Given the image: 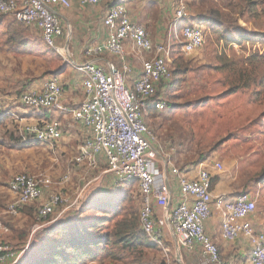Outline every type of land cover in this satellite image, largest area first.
Here are the masks:
<instances>
[{
  "label": "built area",
  "instance_id": "1",
  "mask_svg": "<svg viewBox=\"0 0 264 264\" xmlns=\"http://www.w3.org/2000/svg\"><path fill=\"white\" fill-rule=\"evenodd\" d=\"M77 1L82 7H95L112 0H23L22 3L0 0V15L36 29L44 43L83 76L84 92V100L78 107H65L64 88L57 75L48 78L40 89H27L15 99L0 91V120H20L19 114L8 109L13 103L26 110H54L72 117L83 130L73 164L96 171L104 162L106 172L94 180L100 184L105 175H111L118 186L138 182L140 227L150 243L164 252L165 264H184L186 254H199L203 264H235L232 259L222 257L218 244L206 231V223L215 216L220 220L224 241L232 244L240 238L247 239L251 247L250 264H264V230L256 225L258 198L248 192L232 197L216 196L211 171L175 167L172 157L158 149L155 134L145 124L149 108L163 111L170 107L165 101H152L159 86L172 80L170 61L177 50L175 45L154 44L147 30L132 20L127 3L114 2L103 19L105 44L87 49L84 55L88 61L84 64L68 62L65 50L57 46V40L66 35L59 10L71 9ZM185 2L180 1L175 11L172 38L178 39L181 32V52L189 56L204 48L205 37L202 28L191 25L193 19ZM187 20L188 25L180 26ZM128 43L148 57L143 59L142 74L132 87L128 84L132 74L126 62ZM107 54L119 59L121 67L113 64L108 69L100 67L98 61ZM64 127L60 118H42L37 124L21 128L19 133L24 144L53 150L65 138ZM213 168L221 172L223 165L216 163ZM69 181L68 176L62 177L59 185ZM53 185L49 177L29 174L16 175L9 183L14 198L8 208L10 215L18 216L25 207L39 204L33 237L58 223L64 215L60 208L69 201L53 193ZM11 234V228L0 223V264H19L29 250V244L19 250L9 243Z\"/></svg>",
  "mask_w": 264,
  "mask_h": 264
},
{
  "label": "rangeland",
  "instance_id": "2",
  "mask_svg": "<svg viewBox=\"0 0 264 264\" xmlns=\"http://www.w3.org/2000/svg\"><path fill=\"white\" fill-rule=\"evenodd\" d=\"M179 4L180 1L173 3L174 12ZM185 5L190 18L197 19L199 24L211 9L226 12L229 0H186ZM261 8L264 9V2ZM244 18L246 16L239 18L241 20L239 24L245 29L264 33V14L258 21L245 22ZM188 24L189 20L182 23V25ZM6 30V24L0 26V40H5ZM208 34V32L204 33L206 41L204 48L188 56L181 52V32L178 33V39L175 38L172 42L175 43L174 48L177 50L171 57V71L177 69L174 61L179 58L187 63L191 62L192 69L184 78L180 89H171L174 76L165 89L161 87L159 95L170 107L159 111L145 124L155 134L158 149L161 153L172 157L175 167L182 169L187 166L195 171L201 168L210 170L213 177L219 176L227 181V186L234 195L242 192L261 193V200L259 199L261 203L258 200L256 215L261 209V221L264 224V96L256 97L257 92L260 91L258 82L252 84L248 90L243 89L230 96L224 95L228 87L238 80L236 71L242 68L243 63L253 54H264V47L253 46L252 43L246 47L237 44L227 45L213 36L208 38ZM20 51L19 47H12L9 58L0 59V79L6 85L12 82L9 88L0 90L4 95L11 94L18 97L21 92L32 88L41 80L52 77L51 69L57 64H61L62 70L65 68L70 70L71 65L65 64L58 54L34 39L30 40L29 45L22 52ZM210 57L218 58L213 62L224 68L221 71L210 69L208 66ZM146 58L148 57L145 56ZM50 59H53V64ZM246 81L247 79L242 84ZM48 119H59V114L51 110ZM11 122L14 125L10 127L19 130L17 122L20 120L12 119ZM8 126L6 124L0 126V223L11 228L12 234L8 242L15 248L21 250L29 244L30 250L35 239L33 227L38 222L39 206L37 203L25 207L18 216L8 213V208L14 200L9 191V183L19 174H29L39 178L49 177L54 183L53 193L68 199L69 202L60 208V212L64 211V215L60 221H57L58 223L75 216L89 201L83 209L82 217L87 215L102 217L98 205H103L107 200L118 204L123 197H128L131 201L126 209L121 210V215L130 210L132 214H140L141 199L138 185L128 186L130 189L118 196L94 199L95 194L101 196L108 192L106 190H112L113 187L117 190L119 186L115 185L111 175L103 176L101 184L94 181L100 173L106 172L107 167L104 162L96 171L73 164L78 152L79 140L78 142L74 139L67 140L66 144L63 141L64 144L61 143L53 150L40 145L21 146L11 142ZM216 163L223 165L221 172L214 170L213 166ZM65 176H68L70 181L60 186V179ZM83 191L87 193L83 194ZM28 210L32 213L30 214ZM117 221L119 220L112 218L104 225L102 233L112 231ZM54 224L57 223L51 225ZM120 248V246H111L110 251L115 258L104 259L98 264H132L134 258L140 264H165L167 260L164 252L157 248L147 247L152 251L146 248L142 251V255L134 253L132 256ZM173 252L171 246V255ZM184 263H189L187 257Z\"/></svg>",
  "mask_w": 264,
  "mask_h": 264
},
{
  "label": "trees",
  "instance_id": "3",
  "mask_svg": "<svg viewBox=\"0 0 264 264\" xmlns=\"http://www.w3.org/2000/svg\"><path fill=\"white\" fill-rule=\"evenodd\" d=\"M263 2L264 0H229L227 13L225 11L211 9L207 13V16L199 21V24H197L198 21L194 22L193 20L191 21V25L202 28L204 33L208 32V38L209 36H213L220 41H224L227 45L237 44L241 47H246L249 43H252L253 46L259 45L264 47V33L249 31L239 24L241 21L239 18L242 16H246L244 18L245 22L261 20L264 14V9L261 8ZM5 18V15H0V22ZM28 29L23 24L14 20L11 21L6 31L5 42L12 47H19L22 51L29 45ZM36 38L38 42L44 44L48 50H51L41 37ZM217 59L210 57L208 66L212 70L221 71L224 67L220 68L217 63L213 62V60ZM174 63L177 69H174V72L171 71L172 78L174 76L171 89L175 88V90H178L182 86L185 80L184 78L192 69V66L191 62L187 63L182 58L176 59ZM236 76L238 80L234 81L228 87L224 95L230 96L237 94L240 90H248L252 84L258 82L260 91L257 92L256 97L260 98V96H264V54H253L251 58L243 63V67L236 71ZM246 79V83L242 84ZM166 86L167 83H162L159 86V93L161 87L165 89ZM159 93L152 102L164 101ZM15 107L20 108L21 106L18 104H10L8 109L13 110ZM31 112L46 118L50 111L31 110ZM157 113H159L158 109L153 107L149 108L145 116V122L152 120ZM11 121L12 119L3 118L0 120V126H4L5 124L6 126L9 125L7 131L12 140L11 142L21 146L26 145L22 142L19 135H17V131L10 127L14 125ZM154 126L157 127L155 124ZM185 168L188 167L186 166L181 170ZM220 181L221 178L219 176L213 177V189ZM133 185H138V182L134 180L130 183L121 184L117 190L113 187L112 190H106L108 192L101 196L95 194L94 199L118 196L122 192L129 190L130 187L128 186ZM130 201L128 197L121 198L118 204H114L112 200H107L103 205H98V208L101 209L100 212L103 214L102 217H89L88 215L87 217H82L83 209L89 204V201L75 216L63 222L47 226L39 231L35 235L29 252L19 264H98L104 259L115 258V255L110 251L111 246H120L121 250L128 252L131 256L134 253L142 255V251L144 249L146 250L147 247L149 248L151 243L140 227L139 215L132 214V210L121 215V210L126 209ZM28 212L30 214L32 213L30 210ZM112 218L118 219L119 221L114 225L112 231L102 233L104 225L110 222ZM132 264H140V262L134 258Z\"/></svg>",
  "mask_w": 264,
  "mask_h": 264
},
{
  "label": "crops",
  "instance_id": "4",
  "mask_svg": "<svg viewBox=\"0 0 264 264\" xmlns=\"http://www.w3.org/2000/svg\"><path fill=\"white\" fill-rule=\"evenodd\" d=\"M118 1L127 3L132 20L147 30L154 44L171 43V46L175 45V43H172L174 41L172 38V25L175 13L173 11V3L182 0H112L109 3L95 7H82L77 1L73 3L71 9L59 10L60 19L63 23V26L65 27L66 35L63 38L57 40V46L65 50L66 56L68 57V62L77 65L84 64L88 61L84 55L87 49L105 44L107 35L105 28L103 27V19L107 11L114 5V2ZM18 2L22 3L23 0H18ZM11 21H13V19L9 16H6L4 20H1L0 26L6 24L8 29V25ZM180 26H182V24ZM28 34L29 43L31 39L37 41L36 37H41L40 33L36 29H28ZM5 48L6 51H4ZM11 49L12 46L7 44L5 40H0V59H8L11 55ZM126 49V62L132 69V74L129 76L128 84L130 87H132L142 74V61L145 59V55L139 53L130 43L127 44ZM34 56L36 57V55ZM59 57L65 64L69 65V63L65 62L61 55H59ZM37 58L40 57L37 56ZM50 60L52 61L51 64H53V59ZM109 64L116 65L120 68L122 62L109 54L104 55L98 61V65L105 69H108ZM60 65L57 64V66L51 70H53L52 74L57 75L63 84V104L65 107H78L84 100V92L82 89L83 76L77 73V71L72 66L70 67V70L66 68L62 70ZM47 79L48 78L41 80L32 88L28 89H40ZM11 84L12 82H10L9 85H6L0 79V85H2L0 86V90H6L11 86ZM7 97L15 99L17 96L10 94L7 95ZM11 111H14L20 115V122H17L19 126V130H17L18 135L21 128L28 125L37 124L42 118H44L42 116H38L36 113L31 112V110H26L22 107H15V109ZM57 113L59 114L61 121L65 123V138L63 140L65 144L67 143V140L71 139H74L76 142H78V140L80 141L83 132L82 128L78 124L74 123L72 117L69 115H64L61 112ZM48 116L49 114L46 118H48ZM62 144L64 143L62 142ZM220 178L221 181L214 188V194L216 196H236L237 194L234 195L227 186V181L222 177ZM251 194L254 196L256 195L255 197H257L258 200H261V193L255 194L251 192ZM259 212L258 215H256V225L258 228L264 230V224L263 221H261V209ZM206 231L209 236L218 244L223 258L229 260L232 259L235 264H250L249 259L251 247L249 241L245 238H240L232 244L224 241L220 235V220L218 216H215L206 223ZM150 247L153 248L154 246L150 244L149 248ZM185 257H187L189 260L188 264H203L202 257L199 254H186L184 256V261Z\"/></svg>",
  "mask_w": 264,
  "mask_h": 264
}]
</instances>
